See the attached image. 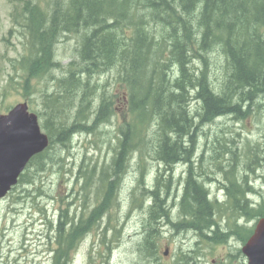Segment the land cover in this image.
Returning a JSON list of instances; mask_svg holds the SVG:
<instances>
[{
    "label": "trees",
    "instance_id": "1",
    "mask_svg": "<svg viewBox=\"0 0 264 264\" xmlns=\"http://www.w3.org/2000/svg\"><path fill=\"white\" fill-rule=\"evenodd\" d=\"M6 1L13 8L11 23L21 29L28 47V55L18 61L26 73V87L32 79L54 83L51 94H41L47 115L58 116L41 126L49 146L37 159L54 144L64 148L75 135L95 134L96 127L116 117L118 100L125 103L128 115L118 122L111 163L98 173L96 205L76 221L68 217L67 209H60L52 264H70V251L116 204L120 180L134 154L139 153V161L142 154H152L167 171L192 152V142L191 148L184 150L183 139L195 129L194 115L244 118L253 114L255 106L262 114L263 107L255 104V98L264 97V0H65L55 5L51 14L33 0ZM72 35L79 37L75 59L62 66L55 59V47ZM215 52L223 58L215 77L217 84L211 80L217 66ZM57 69H64L65 76L54 82L47 75ZM113 71L124 88L121 95L109 90L107 84H99L101 76ZM192 101L199 104L193 111ZM224 137L222 131L216 136L218 150L213 159L219 160L220 169L221 161L231 162L225 168L230 179L239 155L234 142ZM251 148L245 152L247 159L256 154ZM255 160L254 156L252 171L260 166ZM45 164L36 167L43 169ZM78 173L79 178L86 173L83 190L97 181L83 165ZM162 177L146 188L141 169L136 184L140 194L136 191L132 198L146 215L139 244L145 258L158 256L162 220L175 229L183 225L202 229L217 224L214 213L223 214L215 199H208L206 189L189 175L177 203L179 219L171 222L167 203L171 185L169 178ZM230 183L237 192L236 182ZM250 191L254 193L252 188ZM144 194L150 199L147 205ZM232 197L235 215L242 214L247 220L264 216V197L258 203L244 194L233 192ZM226 236L214 242H222Z\"/></svg>",
    "mask_w": 264,
    "mask_h": 264
},
{
    "label": "rangeland",
    "instance_id": "2",
    "mask_svg": "<svg viewBox=\"0 0 264 264\" xmlns=\"http://www.w3.org/2000/svg\"><path fill=\"white\" fill-rule=\"evenodd\" d=\"M33 1L37 2L44 12L51 14L53 7L64 3L65 0ZM11 12V5L0 0V114H5L18 102H26L30 110L37 114L39 125L42 126L50 117L54 121L57 120L58 115H47L48 108H44L41 94L43 91L51 94L54 83L32 79L29 81V87H26L24 81L26 73L18 61L28 55V47L20 28H15L12 34H8L12 26ZM78 40V36H67L56 45L55 59L62 66L75 59ZM217 55L216 52L213 53L215 57L213 60L217 63L216 70L211 74L214 84H217L215 77H218V67L223 62V58ZM63 71L64 69L52 70L47 77H52L55 82L56 78L65 76ZM114 76L115 71L101 76L99 84H107L109 90H117L118 95H121L124 88L118 84ZM198 106L197 102H191L192 111ZM116 107V117L110 123L96 127L95 134L75 135L64 148L59 143L54 144L42 158L37 159L36 163H31L25 169L23 179H29L30 183L19 182L4 198L0 199V264H51L53 244L50 242V237L53 239L55 235V224L60 209H67L68 217L76 220L83 210L96 205L99 198L98 173L102 166L106 167L111 163L117 125L128 116L125 103L121 100L117 101ZM255 107L252 115L246 117L240 124L232 125L234 130L230 139L240 152L236 161L237 165H242L246 160L251 162L254 156L256 157L255 162L257 165L260 164V169L257 170V174L251 173L254 179L250 175V180L256 183L255 190L262 191L264 186H260L264 180L262 167L264 166V108L260 114L255 111ZM66 115H72V113H66ZM71 121L70 118L68 124ZM149 129L148 138L151 137L150 133L154 130V126ZM247 143L249 145H246ZM250 146L256 154L247 159L245 152ZM38 163L46 164L43 169H40L36 167ZM80 165H83L84 169L86 167L87 173L93 175V180H97L86 190L82 188L86 173L84 178L78 177ZM141 169L145 173L144 179L148 187L153 186L154 179L159 174L164 173L162 178L168 177V174L163 172L164 166L153 160L152 154L151 156L142 154L141 161H139V153L134 154L120 180L117 205L103 217L95 233L86 235L72 257V264L145 263L138 249L146 215L145 211L139 209L132 200L135 192L139 190L136 184ZM182 181L180 168L177 167L173 172L171 197L168 201L171 208L170 221L179 219L177 203L183 192ZM139 194L140 191H137L136 195ZM144 196H146L145 205H147L150 199L146 194ZM258 196H252V199L260 202L261 197ZM262 196L264 197V191ZM224 224L225 220H222L221 225ZM252 224L253 222L248 226ZM160 229L158 255L162 264H167V259L162 257L163 250L168 247L170 255H175L179 249L185 250L186 245L180 242L175 236L176 231L166 221L160 222ZM177 233L180 234V232ZM210 246L212 247H209V251L203 250V254L211 256L215 264H228L227 257L231 253L228 247L213 243Z\"/></svg>",
    "mask_w": 264,
    "mask_h": 264
},
{
    "label": "flooded vegetation",
    "instance_id": "3",
    "mask_svg": "<svg viewBox=\"0 0 264 264\" xmlns=\"http://www.w3.org/2000/svg\"><path fill=\"white\" fill-rule=\"evenodd\" d=\"M192 118L195 119L193 121L195 129H192L191 134L186 135L183 139L184 150L191 148L192 142V152L188 159L183 161L185 165V169L182 170V174L185 176L184 181L189 175H192L196 182L200 181L209 187L207 189L208 193L212 188L220 192L224 198L223 202H225V205L233 198V192L238 193V196L242 194L246 196V194L251 192L250 188H252L249 165L244 162L242 165H237L236 161H234L231 170L234 175L227 179L226 176H229L230 173L226 174L227 171L220 169L219 160L213 159L214 152L218 150V145L215 144L216 141L213 135L217 134L216 132L221 125H234L235 115H218L211 119L204 118V115H194ZM193 136L194 141H192ZM227 163L228 160H224L222 167H226ZM231 180L236 182L237 186L234 187L238 190L237 192L232 190ZM250 223L251 221L247 220L242 214L235 218V212L232 210H230L229 217L225 218V224L222 227L229 232V236L223 242V245L227 246L231 252L227 257L228 264H248V260L242 254L241 248L251 236V233L247 232L250 228L248 226ZM174 231H176L175 236L179 238L180 242L186 245V249H179L178 252L183 253L182 257L177 255L178 252L175 255L167 254V264H215L211 256L203 254V250L209 251V247H212L210 246L212 241L218 239L213 228H209L206 231V228L199 229L183 225ZM177 232H180V234ZM244 237L246 239L243 243L242 239Z\"/></svg>",
    "mask_w": 264,
    "mask_h": 264
},
{
    "label": "water",
    "instance_id": "4",
    "mask_svg": "<svg viewBox=\"0 0 264 264\" xmlns=\"http://www.w3.org/2000/svg\"><path fill=\"white\" fill-rule=\"evenodd\" d=\"M37 116L26 103H18L0 115V198L16 184L29 160L48 146ZM248 264H264V217L259 219L253 234L242 248Z\"/></svg>",
    "mask_w": 264,
    "mask_h": 264
}]
</instances>
